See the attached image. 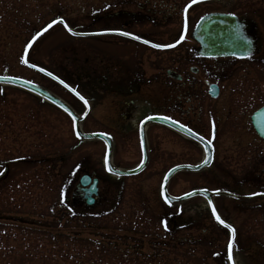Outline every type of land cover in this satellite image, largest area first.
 <instances>
[{
  "label": "rangeland",
  "instance_id": "1",
  "mask_svg": "<svg viewBox=\"0 0 264 264\" xmlns=\"http://www.w3.org/2000/svg\"><path fill=\"white\" fill-rule=\"evenodd\" d=\"M10 1L19 8L22 17L17 14L19 20L16 18L17 24H13L9 44L0 48V75L7 73L32 81L69 103L81 115L85 107L68 91L22 63L29 40L55 19H63L77 33L104 32L111 29L110 13L114 10L139 13L142 4L152 8L166 2L181 6L189 0ZM199 8L198 14L251 12L261 31L264 29V0H218ZM2 23L7 24L5 19ZM133 27V31L144 28ZM4 35L2 30L0 36ZM110 40L105 36L75 37L59 24L34 43L27 59L64 80L89 101L90 112L82 123L84 132L112 136L113 165L130 169L140 157L137 136L121 134L116 128L119 120L114 115L110 89L101 83L106 78L100 61L107 54L95 51L96 46L109 51ZM164 40L162 43L170 42ZM249 79H255L254 72ZM223 96L227 97L228 93L221 92L220 97ZM235 128L232 134L216 135L214 131L208 137L215 147L212 166L198 173L175 175L169 183L172 195L182 196L201 188L239 194L264 192V141L258 142L241 134L240 127ZM254 140L257 151L246 152ZM147 142L151 163L141 174L124 179L108 177L103 161L105 146L100 141L78 140L72 121L60 110L26 91L0 86V175L7 169L6 177L0 181V224L4 226L0 225V264H41L38 258L41 252L43 256L63 261L67 257L59 252L61 247L54 248L50 241V244L39 242L44 234L34 230H60L87 236L89 230L84 225L89 226L96 219L110 226L137 229L138 235L145 233L142 246L145 254L175 251L180 264L183 259L186 261L190 249L198 253L193 259L199 256L208 264H230L226 255L229 231L216 222L207 202L197 197L168 207L160 194L165 171L178 163H198L201 149L192 141L157 126L147 129ZM159 154L164 155L163 162L159 161ZM83 171L116 182L111 184L109 192H104L106 202L89 214L70 210L66 203ZM214 204L221 218L235 229L234 264H264V199L248 203L216 197ZM163 222L167 223V230ZM90 232L99 234V237L92 235L94 238H103L105 234L98 230ZM128 241L132 245L136 243L134 239ZM66 242L61 243L63 249L70 246L73 259L80 257L83 249L75 242ZM23 253L27 256H21ZM77 260L84 261L82 256Z\"/></svg>",
  "mask_w": 264,
  "mask_h": 264
},
{
  "label": "flooded vegetation",
  "instance_id": "2",
  "mask_svg": "<svg viewBox=\"0 0 264 264\" xmlns=\"http://www.w3.org/2000/svg\"><path fill=\"white\" fill-rule=\"evenodd\" d=\"M214 1L218 0H197L196 3L189 0L181 6L166 2L160 3L161 7L153 8L142 4L139 7L143 10L139 13L114 10L110 13V30L128 32L141 39L119 35L114 31L97 36L111 38L112 47L109 51L100 46H96L95 51L107 54L100 61L101 71L106 78L101 83L107 84L110 89L109 97L114 115L119 120L116 128L121 134H135L139 143L140 157L131 168L142 163L141 124L150 116H159L163 118V122L169 120L168 122L177 124L182 130L195 133L207 141H211L208 137L214 131L216 135L232 134L235 127H240L238 131L241 134L254 137L258 142L263 141L252 124V115L264 107V29L261 31L260 24L249 14L251 12L239 11L238 16L245 21V33L254 41L255 50L251 58L215 59L203 56L198 52L199 44L194 38V31L199 20L208 13L198 14L196 11L200 9L199 5H208ZM190 3L191 7H188L185 14L184 9ZM139 25L144 28L133 31V26ZM181 35L184 36L182 40ZM164 39L170 42L162 43ZM153 45L173 46L158 48ZM253 72L255 79L250 80ZM212 85H217L219 89L217 98L211 96ZM221 92H227L228 96L220 97ZM74 98L83 105L81 100ZM87 102L89 104L88 100ZM144 111L147 113H143ZM140 115L143 116L139 118ZM163 122L149 125L147 129L157 126L163 131L192 141L201 149V160L203 159L204 150L197 141L186 138L184 133L169 128ZM255 140L248 144L246 152L257 151ZM150 152L147 142V167L151 163ZM164 158L163 154H159V161L163 162ZM184 164L191 163H178L169 169ZM83 174L89 173L83 171ZM83 174L78 175L70 196L66 198L67 203L79 208L85 207L81 194L74 200L71 197ZM91 176L92 179H99L97 198L101 206L106 202L104 192H109L111 184L116 182L108 177L95 174Z\"/></svg>",
  "mask_w": 264,
  "mask_h": 264
},
{
  "label": "water",
  "instance_id": "3",
  "mask_svg": "<svg viewBox=\"0 0 264 264\" xmlns=\"http://www.w3.org/2000/svg\"><path fill=\"white\" fill-rule=\"evenodd\" d=\"M56 21H57L56 23H52V26L55 24H61L59 20H56ZM62 25L64 26V24ZM68 29L69 28L67 27L66 30ZM45 32L46 31H41V34L35 40L32 39L30 42L31 45ZM79 35H82V34H79ZM241 36L246 37L247 40L250 41V43L246 47L242 46ZM194 38L200 45L198 52H200L203 56H207V57H213V58L239 57V58H242V57H246L245 55L246 51L250 54L253 52V42L245 34L244 29H243V22L240 21L236 16L225 14V13H211L203 17V19H201L197 25V28L194 32ZM29 48L30 47H27V51ZM26 54L24 55V59H26ZM27 65L31 67L29 64ZM35 69L40 71V69L36 67ZM42 73L49 76L46 71ZM49 77L54 79L53 75ZM54 80L60 83V80L58 79H54ZM0 84L13 86V87L26 90L30 93H33L35 95L42 97L49 103L59 108L61 111L66 113L73 121L75 135L77 132L80 133L79 137L76 135L77 138L82 139V140H95L96 139V140L103 141L107 148L106 157H105V161L107 160V163H105L106 169L112 175H115L118 177L135 175V174L140 173L145 168L148 157H147V152H146V146H145L146 143H145V135L143 133V128L148 123H159V124L162 123L163 122L162 118L151 117L145 120L141 126L142 127L141 145H142V150H143V160H142L141 166L135 169H130V170L117 169L111 163V153H112L111 138L102 133H84L80 126V122L83 120V117L77 116V114L73 111V109L69 105H67L64 101H62L60 98H58L56 95H54L48 90L30 81H27V80H24L18 77L8 76V75H0ZM211 93H212L213 98L218 97V89L216 87H211ZM65 109H68V111H66ZM69 112H71V115L69 114ZM73 116L76 117L75 121L73 120ZM163 123L167 124L172 129H175L177 131H180L181 133H184L187 137L200 142L203 145L204 150H205V159L202 163L197 164V165L176 166L167 172L162 182L161 194L168 205L172 206V205L182 203L194 197H202L207 201L210 207V210H212V207H214L213 198L215 197L222 196V197L232 198V199H236V200H240L244 202L253 201L256 198H258V196H255V195L243 196V195H239V194L227 192V191H208L206 189L193 190L179 197L171 196L168 192L169 180L175 174L181 171L198 172V171H201L209 167L213 160V150H212L211 145L207 141H205L204 139H197L196 135H193L192 132L182 130V128H180L177 124L173 122L167 121ZM252 124L255 130L257 131V133L259 134V136L264 140V135H261V131L262 129H264V108L258 110L252 116ZM206 160H207V163H205ZM109 168L113 169V171H109ZM89 183H90V177L85 176L81 180V184L77 186V189L73 194V197L81 194L83 201L86 202L88 206L93 208L98 201L96 198L97 196L96 180L89 188H86ZM209 201H211V204H209Z\"/></svg>",
  "mask_w": 264,
  "mask_h": 264
},
{
  "label": "trees",
  "instance_id": "4",
  "mask_svg": "<svg viewBox=\"0 0 264 264\" xmlns=\"http://www.w3.org/2000/svg\"><path fill=\"white\" fill-rule=\"evenodd\" d=\"M11 4L13 3L10 0H0V35L1 31L5 30V35L3 37L0 36V48H4L5 46L7 47L9 40H11L12 27L18 19L17 14L19 17H22L19 8H17L16 5ZM3 19H5L7 24L2 23ZM0 221H2L1 217ZM0 225H2L4 228L3 224ZM84 227H87L86 230H89V235L87 236H82V234L79 233L75 234L60 230H34L44 234L43 238H39V242H52L53 247H61L59 252L67 257L65 260L59 261L52 256V258L49 256H43L41 255L43 252H41V254L38 256L39 260L42 262L41 264H178L175 251L173 254H170L168 251L165 252L161 250L153 251L150 254H145L143 252L142 246L145 242L146 234L144 233L138 235L139 231L137 229L129 228L123 225L110 226L108 223L103 224L98 222L97 219L94 221V223L90 224L89 226L84 225ZM96 230L105 233L103 238H94L95 236H92L96 235L99 237V234H93L90 232H95ZM129 239H134L136 243L132 245L128 241ZM55 241L60 245H56L57 243H55ZM63 241L73 243L75 242L78 244L79 248L83 249L81 251V256L82 260L84 261L79 262L77 260L81 256L77 259H73L72 256L74 254H72V251L69 250L71 247L67 246V250L63 249L64 247L61 245ZM188 252L189 256L186 257V261L183 259L180 264H208L205 258L200 259L199 256L198 259L192 258V256L196 257V254H198L197 250L192 251L188 249ZM21 256H27V254L23 253ZM41 256L42 258H40Z\"/></svg>",
  "mask_w": 264,
  "mask_h": 264
},
{
  "label": "snow or ice",
  "instance_id": "5",
  "mask_svg": "<svg viewBox=\"0 0 264 264\" xmlns=\"http://www.w3.org/2000/svg\"><path fill=\"white\" fill-rule=\"evenodd\" d=\"M197 0H191V3H196ZM191 3L185 7L184 9V12L185 14L187 13V10H188V7H191ZM229 15H234L233 13H230ZM203 19V18H202ZM57 21H52V23H56ZM59 22L61 24H64V26L67 28V24L63 21V19H59ZM52 23L48 24L42 31H47L48 28H50L52 26ZM187 30V17L185 15V31ZM68 31L73 34V35H79V33H75L72 31V29H68ZM106 31H114V32H117L119 35H123V36H131L132 38L134 39H137V40H140L141 38L138 37V36H134L133 34L131 33H128V32H123V31H120V30H106ZM41 34V32H37L36 36H34L32 39L35 40L39 35ZM180 39H184V36L181 35ZM144 43H148V41H144ZM241 43H242V46H247L250 41L247 40L246 37H243L241 36ZM31 46V43L28 44V47ZM154 47H172L173 45H153ZM27 53V48L25 49V54ZM245 55L247 56V58H251V55L250 53H248L247 51L245 52ZM22 62L25 63V64H28V61L26 59L23 58L22 56ZM31 67L35 68L37 67L35 64H31L30 65ZM41 72H44L45 70L43 68L40 69ZM49 76H52V73H47ZM54 79H58L56 77H53ZM61 84H63L64 82L63 81H60ZM65 87H68L67 85H65ZM72 91L75 92L74 89H72ZM79 98L80 100H82L84 102V104H87V100L84 99V97L80 96L79 93H75ZM66 111H68V109H65ZM69 114L71 115V112H69ZM76 117L73 116V120L75 121ZM214 127V125H213ZM190 131V130H189ZM76 135L79 137L80 136V133L77 132ZM193 135H196V138L197 139H203L202 137H199L197 134L193 133ZM261 135H264V129H262L261 131ZM208 143L210 144L211 141L209 140ZM105 163H107V160L105 161ZM205 163H207V160L205 161ZM109 171H113V169L109 168ZM252 195H264V194H260V193H254ZM167 199V198H166ZM209 204H211V201H209ZM211 214L215 217V219L221 224L223 225L226 229H229L230 232H231V237L228 241V244H227V259L228 261L230 262V264H234V259H233V250L234 248L236 247L235 245V229L232 227V225L230 224H227L223 219L220 218V216L216 213V209L215 207H212V210H211ZM164 223V227H165V230H167V223L166 222H163Z\"/></svg>",
  "mask_w": 264,
  "mask_h": 264
}]
</instances>
